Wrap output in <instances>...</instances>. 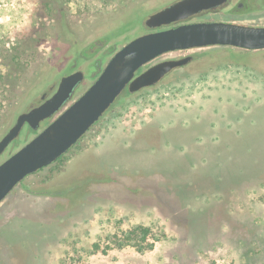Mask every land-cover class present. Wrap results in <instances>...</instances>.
Here are the masks:
<instances>
[{
    "label": "rangeland",
    "instance_id": "obj_1",
    "mask_svg": "<svg viewBox=\"0 0 264 264\" xmlns=\"http://www.w3.org/2000/svg\"><path fill=\"white\" fill-rule=\"evenodd\" d=\"M139 1L147 11L166 0H0V48L27 50L19 71L4 66L11 56L0 59L1 73L11 75L0 98V132L68 46L84 49ZM216 20L263 26L264 7L194 22ZM121 21L114 33L126 41L141 35L139 14ZM187 55L194 62L122 96L61 161L0 203V234L8 232V241L0 235V264H264V50L191 49L149 65ZM101 151L109 170L121 164L161 179L168 198L160 207L94 201L59 221H33L43 199L26 190L72 175ZM12 218L19 229H11ZM139 226L150 230L144 240L131 235Z\"/></svg>",
    "mask_w": 264,
    "mask_h": 264
},
{
    "label": "water",
    "instance_id": "obj_2",
    "mask_svg": "<svg viewBox=\"0 0 264 264\" xmlns=\"http://www.w3.org/2000/svg\"><path fill=\"white\" fill-rule=\"evenodd\" d=\"M242 1L233 5V0H166L147 11L143 8L148 3L139 1L84 49L77 52L73 45L68 46L0 132V203L28 176L65 155L122 96L153 88L174 69L195 60L187 55L149 65L159 56L207 47L264 50V26L219 20L194 22L200 16L223 12L247 15L237 10ZM132 12L142 18L141 35L126 41L127 35L114 32L121 19ZM106 162L101 151L82 160L72 175L35 192L26 190L43 199L34 206L33 221H59L77 215L83 204L94 201L149 202L160 207L159 201L168 198L158 177L130 171L121 164L109 170ZM16 225L14 219L11 229H17ZM7 233L1 234L8 241Z\"/></svg>",
    "mask_w": 264,
    "mask_h": 264
},
{
    "label": "trees",
    "instance_id": "obj_3",
    "mask_svg": "<svg viewBox=\"0 0 264 264\" xmlns=\"http://www.w3.org/2000/svg\"><path fill=\"white\" fill-rule=\"evenodd\" d=\"M31 37H33V36L28 37V39H30ZM1 43H2L1 45L5 46V44L3 42H1ZM4 46L2 48H0V59L3 60V62H4L5 59H7L8 57L11 56L10 62L7 64L4 63V66H9V64H13V66L16 67V70H18L20 67L19 60L21 59V57H23L25 54H27L26 48H22V49L12 48L11 50H7V49H5ZM12 53H13V55H12ZM10 81H11V75L2 74L0 71V89H1L0 90V98H1L2 92L9 90V82ZM64 156H61L57 160V162L61 161L64 158ZM261 175L262 174H260L257 177H260ZM263 199H264V197H263ZM149 234H150V230L148 228L141 227V226L136 227L131 231L132 236H135L136 238H137V236H141L142 240H144ZM137 249L139 250V249H141V247L137 246Z\"/></svg>",
    "mask_w": 264,
    "mask_h": 264
},
{
    "label": "flooded vegetation",
    "instance_id": "obj_4",
    "mask_svg": "<svg viewBox=\"0 0 264 264\" xmlns=\"http://www.w3.org/2000/svg\"><path fill=\"white\" fill-rule=\"evenodd\" d=\"M256 1H257V0H251V1H250V0H243V1L240 3V5L238 6V8H240V9H237V10H238V11H241V12H247V13H249V9H251V10H252V9H261V8L264 7V0H260V3H257ZM236 2H238V0H233V5H235ZM250 3L253 4L252 7L249 5ZM241 8H245V10H243V9L241 10ZM237 10H236V11H237ZM238 11H237V12H238ZM263 26H264V25H263ZM226 48H227V49H231V48H228V47H226ZM235 49H236V48H235ZM240 50H242V49H240ZM244 51H246V50H244ZM229 53H230V52H229ZM194 57H195V56H194ZM194 59H196V57H195ZM192 62H194V60H193ZM192 62H191V63H192ZM191 63H189V64H191ZM189 64H188V65H189ZM184 67H185V66L178 67V68L174 69L172 72H174V71H176V70H178V69H179V70H180V69H183ZM172 72H171V73H172ZM169 75H170V74H169ZM155 87H156V86H155ZM112 108H113V107H112ZM112 108L109 109V110L107 111V113L110 112V111L112 110ZM107 113H106V114H107ZM106 114H105V115H106ZM104 118H105V116H104L102 119H104ZM102 119H100L95 125H97L100 121H102ZM95 125H93L90 129H92ZM90 129H89V130H90ZM84 136H85V135H84ZM84 136H82V138H83ZM82 138H81V139H82ZM81 139H80V140H81ZM80 140H79V141H80ZM79 141H77V143H76L73 147H71V148L68 150V152H69L71 149H73V148L78 144ZM68 152H67V153H68ZM67 153H66V154H67ZM66 154H65V155H66ZM63 156H64V155H63ZM58 159H59V158H58ZM58 159H57V160H58ZM57 160H56L54 163H56ZM41 170H42V169H41ZM38 172H40V170H39ZM38 172H36V173H38ZM36 173H34V174H36Z\"/></svg>",
    "mask_w": 264,
    "mask_h": 264
}]
</instances>
